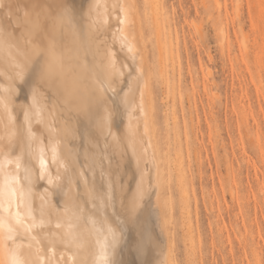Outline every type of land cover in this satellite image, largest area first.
Listing matches in <instances>:
<instances>
[{"label": "bare ground", "instance_id": "bare-ground-1", "mask_svg": "<svg viewBox=\"0 0 264 264\" xmlns=\"http://www.w3.org/2000/svg\"><path fill=\"white\" fill-rule=\"evenodd\" d=\"M130 1L75 0L67 19L61 0H0V186L15 176L17 192H25L10 204L5 196L0 208V264L14 257L22 264H64L73 252L79 264H103L102 252L112 264H169L161 204L167 159L162 162L156 148ZM105 78L114 90L98 106L92 91ZM24 80L38 88L45 117H54L47 122L55 128L60 164L50 162L43 178L21 134ZM104 108L114 110L111 135L96 126ZM32 130L48 143L45 124L33 122ZM105 193L111 194L106 203ZM66 202L80 216L76 247L56 228L58 218L70 215Z\"/></svg>", "mask_w": 264, "mask_h": 264}, {"label": "rangeland", "instance_id": "rangeland-1", "mask_svg": "<svg viewBox=\"0 0 264 264\" xmlns=\"http://www.w3.org/2000/svg\"><path fill=\"white\" fill-rule=\"evenodd\" d=\"M129 5L169 264H264V0Z\"/></svg>", "mask_w": 264, "mask_h": 264}, {"label": "snow or ice", "instance_id": "snow-or-ice-1", "mask_svg": "<svg viewBox=\"0 0 264 264\" xmlns=\"http://www.w3.org/2000/svg\"><path fill=\"white\" fill-rule=\"evenodd\" d=\"M74 3L75 0H61V15L62 18L71 19L72 13L75 10L74 9ZM121 11L124 12V9L121 7ZM126 17V13H125ZM120 23H125V19H121ZM125 47L128 48V51L132 53L134 50L130 45L125 44ZM115 71V68L113 66V72ZM34 72H40L39 67L34 69ZM137 72H139V69H137ZM21 79L23 80V71L19 74ZM41 79H43L44 74L40 72ZM30 88V94L25 92V88ZM111 89L110 84H106V78L101 79L98 81V86L95 87L92 91V101H94L98 106H100L103 102V94H106ZM20 93L23 96L24 105L22 107L24 108L23 116H24V123L21 126V134L24 136L27 140V147L29 155L34 158L39 166V175L41 178L45 175L47 172L49 163H56L60 164L59 161V146L58 142L53 137V133L55 132V128L49 124L47 121L49 118L54 119V117L51 116V113H49L48 117H45L44 115V108L39 105L38 103V96L39 91L38 88L31 84L30 81L24 80L23 86L20 88ZM127 98V93H125V101ZM30 101V102H29ZM33 122L36 123H43L46 125L47 130L49 132V141L47 144L43 142L42 139L36 136V134L32 130V124ZM114 123V110H110L107 108H104L101 113L98 114L97 120H96V126L103 132L107 131L108 135H111V128ZM20 158H16V167L19 169L21 167L19 163ZM5 162H8L7 160ZM2 167V165H0ZM26 176L25 179H28V169H25ZM19 183V179L15 176L6 178L3 186H0V208H3V202L5 196H7L8 203L10 204L12 199L14 197H19L21 199H24L25 192L24 190H21L19 193L16 190V184ZM109 187L111 188V182H109ZM93 199L96 198V194L90 193L89 194ZM111 198L110 193H105L104 197H101L102 202L106 203L107 199ZM140 198H143V192L140 193ZM78 209V206H77ZM66 213H70L68 217L65 218H58L56 221V228L62 230L63 238L69 247H76L80 244V238L79 234L76 231V222L80 219V216L78 214L77 210H72L69 208L67 202L65 206ZM108 233L112 236L113 245L116 241V235L115 232L109 228ZM76 253L73 252L72 255L68 256L67 260L64 261V264H79L78 261L75 259ZM101 257L103 259V264H112L110 260L106 258V253H101ZM63 258V257H62ZM12 264H22V262L19 259L13 258ZM57 264H60L59 261H57Z\"/></svg>", "mask_w": 264, "mask_h": 264}]
</instances>
